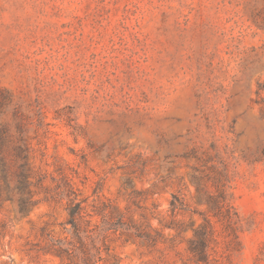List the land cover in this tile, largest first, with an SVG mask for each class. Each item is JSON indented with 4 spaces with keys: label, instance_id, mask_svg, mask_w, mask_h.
I'll list each match as a JSON object with an SVG mask.
<instances>
[{
    "label": "rangeland",
    "instance_id": "obj_1",
    "mask_svg": "<svg viewBox=\"0 0 264 264\" xmlns=\"http://www.w3.org/2000/svg\"><path fill=\"white\" fill-rule=\"evenodd\" d=\"M0 188V264H83L68 190L96 264H264V0H0Z\"/></svg>",
    "mask_w": 264,
    "mask_h": 264
},
{
    "label": "trees",
    "instance_id": "obj_2",
    "mask_svg": "<svg viewBox=\"0 0 264 264\" xmlns=\"http://www.w3.org/2000/svg\"><path fill=\"white\" fill-rule=\"evenodd\" d=\"M1 177L3 181L6 180L5 170H2ZM25 175L24 173L21 174L20 181H19V189L25 188L24 185ZM5 188H8V185L5 184ZM68 203H67V221L66 225H69L72 229L73 237L75 238L76 244L78 246H75L73 242H64L60 243L58 242V251L60 254H66L70 255L73 254L75 256L80 257V261L83 264H96V261H94V256L90 254V251L85 246L81 236L79 235V229H78V221L82 218V209L80 207V202H75L74 194L68 190ZM1 188H0V203H1ZM9 199V196H7V200ZM173 200L175 198L173 197ZM21 203V211L26 210V206L29 204L26 199H20Z\"/></svg>",
    "mask_w": 264,
    "mask_h": 264
}]
</instances>
